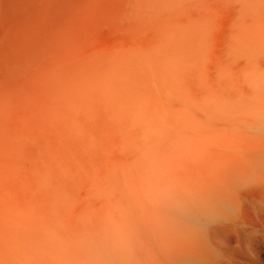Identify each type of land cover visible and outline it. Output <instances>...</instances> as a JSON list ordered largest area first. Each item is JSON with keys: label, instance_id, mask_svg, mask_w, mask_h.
I'll return each instance as SVG.
<instances>
[{"label": "bare ground", "instance_id": "obj_1", "mask_svg": "<svg viewBox=\"0 0 264 264\" xmlns=\"http://www.w3.org/2000/svg\"><path fill=\"white\" fill-rule=\"evenodd\" d=\"M260 32L264 0H0V264H264Z\"/></svg>", "mask_w": 264, "mask_h": 264}, {"label": "rangeland", "instance_id": "obj_2", "mask_svg": "<svg viewBox=\"0 0 264 264\" xmlns=\"http://www.w3.org/2000/svg\"><path fill=\"white\" fill-rule=\"evenodd\" d=\"M263 32L258 33H254L253 35V39H254V43L258 46H261L264 42V33ZM264 77V74L262 75Z\"/></svg>", "mask_w": 264, "mask_h": 264}]
</instances>
